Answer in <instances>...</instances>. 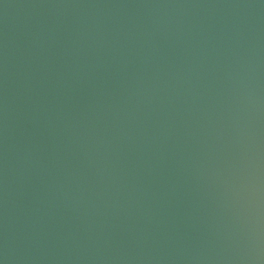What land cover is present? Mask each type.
<instances>
[{"label": "water", "instance_id": "water-1", "mask_svg": "<svg viewBox=\"0 0 264 264\" xmlns=\"http://www.w3.org/2000/svg\"><path fill=\"white\" fill-rule=\"evenodd\" d=\"M0 264H264V0H0Z\"/></svg>", "mask_w": 264, "mask_h": 264}]
</instances>
